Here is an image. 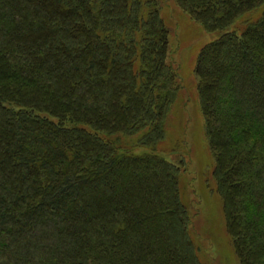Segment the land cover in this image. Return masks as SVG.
<instances>
[{
	"label": "trees",
	"instance_id": "trees-1",
	"mask_svg": "<svg viewBox=\"0 0 264 264\" xmlns=\"http://www.w3.org/2000/svg\"><path fill=\"white\" fill-rule=\"evenodd\" d=\"M240 264H264V0H176ZM157 0H0V264H209L159 154L180 92ZM138 149L144 152L137 153Z\"/></svg>",
	"mask_w": 264,
	"mask_h": 264
},
{
	"label": "rangeland",
	"instance_id": "rangeland-1",
	"mask_svg": "<svg viewBox=\"0 0 264 264\" xmlns=\"http://www.w3.org/2000/svg\"><path fill=\"white\" fill-rule=\"evenodd\" d=\"M157 1L169 31L168 63L176 70L180 85L179 97L166 121V137L158 148L159 154L182 168L181 195L191 214L192 234L202 261L240 264L227 232L223 201L216 191L214 157L206 135L196 71L201 50L222 33L207 31L176 0Z\"/></svg>",
	"mask_w": 264,
	"mask_h": 264
}]
</instances>
